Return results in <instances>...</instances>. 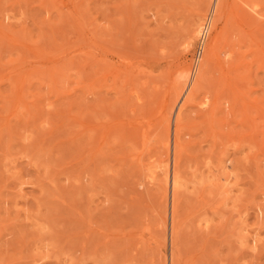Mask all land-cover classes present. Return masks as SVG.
<instances>
[{
	"label": "rangeland",
	"instance_id": "obj_1",
	"mask_svg": "<svg viewBox=\"0 0 264 264\" xmlns=\"http://www.w3.org/2000/svg\"><path fill=\"white\" fill-rule=\"evenodd\" d=\"M231 2L238 93L184 106L212 0H0V264H264V0Z\"/></svg>",
	"mask_w": 264,
	"mask_h": 264
},
{
	"label": "bare ground",
	"instance_id": "obj_2",
	"mask_svg": "<svg viewBox=\"0 0 264 264\" xmlns=\"http://www.w3.org/2000/svg\"><path fill=\"white\" fill-rule=\"evenodd\" d=\"M233 1V0H232ZM244 4L246 3V2H244V1H242ZM248 3H249V1H247ZM232 3V2H231ZM248 3H247V5H248ZM238 5H239V3H237ZM237 4H234V2L230 5L229 4V0H212V4H211V9H210V15H211V17H210V22H209V27L207 28L208 29V34H207V37H206V39H205V41H204V44H203V54H202V56H201V58H200V60H199V62H198V65H197V67H196V69H195V71L194 72H191V74H190V78H189V80H188V84L187 85H189V87L187 86V89H186V91H185V93H184V95H183V97H182V99H181V104H182V102H183V100L185 99V102H184V106H187V105H191L192 103L191 102H193V100H194V98H195V96L197 95V94H199V93H201L200 92V90H202V84H206L205 82H206V80H207V78H206V76H207V74L209 75V73H211L212 71H215V67L216 66H218V72H220L219 73V76H220V78H221V81L219 80V82H222L223 81V83H225L226 84V87L228 86V88H229V86L231 85V84H235L236 82H234V81H231V80H234V78L232 79L231 77H230V75L233 73V71H234V69L232 68L233 66V63H232V65L230 66V65H228V64H226L227 62L228 63H231V62H229V61H231V59L234 57L235 58V54H231V53H233V52H236L233 48H231L232 50V52L229 50V48H228V50H229V52H231L230 54L231 55H234L229 61H227V62H225V64H226V66H225V64L224 63H220V59L222 58L221 56H220V58H219V55L221 54V53H219V51H220V48L224 45V44H226V46H231L230 44V33H232V31H234L233 33H236L235 32V28H238L237 27V25H235V26H233L235 23L237 24V22L236 21H243L244 20V14L246 15V13L245 12H243L240 8H237ZM246 4H245V7L247 6ZM249 6V5H248ZM247 6V7H248ZM240 7V6H239ZM246 7V8H247ZM243 8V7H242ZM250 9V8H249ZM212 12H213V14H214V17L212 18ZM203 15H201L200 16V18L202 17ZM247 16V15H246ZM249 16H250V14H249ZM248 17V16H247ZM251 17H253V16H251ZM245 20H247V18L245 19ZM244 20V22H246ZM247 21H249V20H247ZM224 22V27L221 29V28H219V25H221V23H223ZM249 22H251V21H249ZM248 22V23H249ZM204 25V24H203ZM249 26V25H248ZM199 28V24H197L196 25V28L193 30V32H192V34H191V36H190V38L188 39V44H190L191 46L193 45V43L195 42V40H196V38L198 37L197 36V33H198V28ZM231 27H233L234 29H232L231 31H230V29H231ZM240 27H242V26H240ZM239 27V28H240ZM238 28V29H239ZM248 28H250V27H248ZM202 29H203V26H202V28L200 29V33H201V31H202ZM238 29H236V30H238ZM243 30V29H242ZM242 30H239L238 31V33L237 34H239V32H241ZM246 31V30H245ZM247 32V31H246ZM245 32V33H246ZM255 32V31H254ZM259 32V31H258ZM209 33H211V34H213V36L210 38V40H209V42L207 43V47H206V50L204 51V47L206 46L205 45V43H206V41H207V39H208V36H209ZM232 33V34H233ZM242 33H243V31H242ZM241 33V35L243 36V38L245 39V36H247V35H245L244 33L242 34ZM256 33V32H255ZM199 34V33H198ZM256 34H259V33H256ZM251 35V34H250ZM249 34H248V36H250ZM260 35V34H259ZM199 36H200V34H199ZM233 37H235V35L234 36H232V39H233ZM238 37H240V36H238ZM237 38V37H236ZM241 38V37H240ZM248 38V37H247ZM246 38V40H249V38L247 39ZM255 38V37H254ZM258 38V41H260V39H259V36L257 37ZM232 39H231V41H232ZM241 40V39H240ZM240 40H237V41H239L240 42ZM255 40V39H254ZM257 40V39H256ZM255 40V41H256ZM247 42V41H246ZM249 42V41H248ZM254 42V41H253ZM230 43V44H229ZM260 43V42H259ZM235 44V43H234ZM241 44H242V42H241ZM246 45V44H245ZM233 46V45H232ZM240 46H242V45H240ZM239 46V47H240ZM247 46H248V44H247ZM261 46H262V44H261ZM235 47V46H234ZM250 47V46H249ZM251 47H253V46H251ZM256 47V46H255ZM234 50V51H233ZM250 50H251V48H250ZM101 51H102V49H101ZM100 51V52H101ZM247 51H249V50H247ZM258 51V50H257ZM92 52V51H91ZM244 52H246V51H244ZM249 53H251V52H249ZM249 53H247V54H249ZM236 54H238V53H236ZM243 54V53H242ZM246 54V53H245ZM101 55V54H100ZM91 56V55H90ZM239 56H241V55H239ZM246 56V55H245ZM248 56V55H247ZM250 56V55H249ZM257 56V55H256ZM203 58V59H202ZM238 58V55H237V57H236V59ZM243 58V57H242ZM241 58V59H242ZM255 58V57H254ZM253 58V59H254ZM90 59L92 60V58L90 57ZM94 59H96V57L94 56ZM244 59V58H243ZM261 59V58H260ZM262 59H264V58H262ZM100 60V59H99ZM239 60V59H238ZM247 60V59H246ZM250 60V59H249ZM94 61V60H93ZM102 61V60H101ZM100 61V62H101ZM221 61H222V59H221ZM252 61H254V60H252ZM100 62H97V60H96V64H98V63H100ZM224 62V61H223ZM233 62H234V60H233ZM248 62V61H247ZM247 62H245V63H247ZM262 62H264V61H262ZM94 63V62H93ZM103 63V62H102ZM256 63V62H255ZM95 64V65H96ZM157 65V64H156ZM235 65V64H234ZM242 65H243V63H242ZM160 66V64L158 63V69L160 68L159 67ZM236 66V65H235ZM181 67V66H180ZM251 67V66H250ZM258 67V66H257ZM150 68V67H149ZM236 68H238V67H236ZM176 69H178V68H176ZM185 68H183V70H179L181 73L180 74H178V76H176L177 78V80L174 82V88L172 87L173 85H171L170 87H172L174 90V96H173V98H174V100L173 101H176L177 99H178V97L180 96L179 94H181L180 93V91H182V89H181V87H182V85H183V83L185 82V80H187V76L189 75L188 73H187V70H184ZM214 69V70H213ZM249 69V68H248ZM242 70V69H241ZM159 71V70H158ZM157 71V72H158ZM154 72V71H153ZM209 72V73H208ZM151 73V72H150ZM155 73V72H154ZM243 75V74H242ZM242 75H240V76H242ZM149 76H150V74H149ZM218 76V77H219ZM243 77V76H242ZM206 78V79H205ZM219 78V79H220ZM231 78V79H230ZM244 78H245V76H244ZM230 79V80H229ZM204 80H205V82H204ZM212 80V79H211ZM217 80V79H216ZM235 80H236V78H235ZM246 81V80H245ZM233 82V83H232ZM148 83V82H147ZM247 83V82H246ZM209 84V83H208ZM207 84V85H208ZM224 84V85H225ZM236 85V84H235ZM190 86L192 87V88H190ZM232 86V85H231ZM205 87V86H204ZM225 87V88H226ZM233 88L231 89L230 88V91L232 90V93H233V95H237V89H238V85L237 86H232ZM171 88V89H172ZM190 88V89H189ZM227 88V89H228ZM225 90V89H224ZM229 90V89H228ZM227 91V90H226ZM188 92H189V94H188ZM210 92V91H209ZM229 92V91H228ZM244 92V91H243ZM171 93H173V92H171ZM212 94V93H211ZM219 93H217L214 97H215V99H218V98H220V94L218 95ZM232 95V94H231ZM232 95V96H233ZM186 97V98H185ZM209 97V96H208ZM233 98H234V96H233ZM247 98V97H246ZM214 99V100H215ZM231 101H232V99H231ZM248 101V100H247ZM212 102V101H211ZM233 102V101H232ZM249 102V101H248ZM247 102V103H248ZM255 102V101H254ZM261 102V101H260ZM191 103V104H190ZM236 103V102H235ZM246 103V102H245ZM262 103V102H261ZM214 104V103H213ZM239 104V103H238ZM235 105V104H234ZM181 107V106H180ZM179 107V108H180ZM262 107V106H261ZM167 108V107H166ZM262 108H264V107H262ZM178 110H180V109H178ZM262 110H264V109H262ZM261 110V111H262ZM245 112H246V110H245ZM179 117V116H178ZM230 117V116H229ZM167 119V118H166ZM166 119H164L165 121H169V118H168V120H166ZM177 120V119H176ZM159 121V120H158ZM180 121L181 120H179L178 119V121H177V128H178V131H179V127H180ZM174 122H176V121H174ZM163 123H165V122H163ZM167 123H169V122H167ZM166 123V124H167ZM161 126V125H160ZM167 127H168V125H167ZM166 127V129H168ZM163 128V127H162ZM160 129V128H159ZM162 133H163V131H162ZM166 135H167V133H166V131L164 132ZM171 137V136H170ZM177 141V140H176ZM168 142L169 141H167V144H168ZM168 148V147H167ZM179 145H178V143L177 142H175V144H174V158H173V161H174V167L172 168V174H171V177L169 178V175L170 174H168V168H167V165H165V182H163L164 183V185H166L167 184V182L168 181H171L170 183H171V185H172V187H171V189H172V197H173V202L175 203L176 201H175V198H176V190L178 189V185L181 183L180 182V180H179V178H180V176H179V173L177 172V170H176V168H177V159H178V157H179ZM167 164H168V162H167ZM157 168V167H156ZM229 177V176H228ZM154 179V178H153ZM170 179V180H169ZM221 179V178H220ZM227 180L228 178L225 176V178H224V180ZM167 186V185H166ZM166 186H164V187H166ZM181 186V185H180ZM164 190H165V188H164ZM166 192V191H165ZM179 193V192H178ZM177 204V203H176ZM175 204V205H176ZM175 205H173V207H172V212H171V216H170V218H171V220H170V241L173 243V241H174V238H175V236H176V234H177V229H178V226H177V224L175 223V216H176V213H177V205L175 206ZM171 259H172V261H171V264H175L176 262H174L175 261V259H176V255H175V253H171ZM177 264V263H176Z\"/></svg>",
	"mask_w": 264,
	"mask_h": 264
},
{
	"label": "built area",
	"instance_id": "obj_3",
	"mask_svg": "<svg viewBox=\"0 0 264 264\" xmlns=\"http://www.w3.org/2000/svg\"><path fill=\"white\" fill-rule=\"evenodd\" d=\"M210 16L207 18V20L205 21L204 25H203V29L200 33V36H199V40H198V44H197V47H196V50H195V54H194V57H193V63H192V68H191V72H194L197 65H198V62L203 54V44H204V41L207 37V34H208V27H209V22H210Z\"/></svg>",
	"mask_w": 264,
	"mask_h": 264
}]
</instances>
